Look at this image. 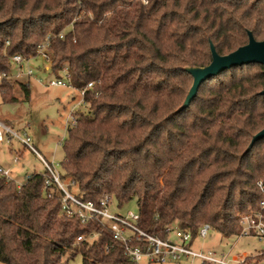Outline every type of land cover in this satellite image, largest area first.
<instances>
[{
    "label": "trees",
    "instance_id": "obj_1",
    "mask_svg": "<svg viewBox=\"0 0 264 264\" xmlns=\"http://www.w3.org/2000/svg\"><path fill=\"white\" fill-rule=\"evenodd\" d=\"M248 32L264 39V0H0V99L30 100L10 59L46 44L50 72L66 71L88 107L62 143L66 190L134 203L139 229L161 239L175 228L192 246L203 225L236 239L244 217L264 223V139L246 151L264 128V68L225 70L177 110L192 84L184 69L207 66L210 45L219 56L244 46ZM42 174L20 187L0 177L2 264H133L98 221L62 215L63 194ZM262 261L264 250L242 264Z\"/></svg>",
    "mask_w": 264,
    "mask_h": 264
},
{
    "label": "rangeland",
    "instance_id": "obj_2",
    "mask_svg": "<svg viewBox=\"0 0 264 264\" xmlns=\"http://www.w3.org/2000/svg\"><path fill=\"white\" fill-rule=\"evenodd\" d=\"M27 67L32 71V76H23L25 78L21 81L29 82L30 100L7 104L0 99V123L9 130V132L6 129L1 130L3 142L0 143V166L10 169L11 179L18 184H23L29 175L42 172L43 161L52 164L57 173L60 172V164L64 158L62 143L67 138L66 117L81 101L79 93L72 85L68 87L48 85L51 80L60 79L67 83V77L64 73L58 76L52 74L49 63L39 56L30 59L28 65L24 64L21 72L25 73ZM10 68L11 75H16L18 67L11 63ZM15 93L20 96L17 89ZM87 108L86 104H81L74 111L86 113ZM23 138H29L30 147L21 142L20 139ZM13 159L18 162L15 168H12ZM62 184L65 188L67 187V183L62 182ZM111 211L137 213L134 203ZM170 237L174 240L172 235ZM193 250L196 252L224 250L230 252V256L245 258L264 250V244L252 238L224 239L210 229L205 240L198 239L194 242ZM68 264H81L80 256L69 260ZM140 264H146V262L142 260ZM164 264L201 263L196 259L182 258L177 263L168 261ZM259 264H264V261Z\"/></svg>",
    "mask_w": 264,
    "mask_h": 264
},
{
    "label": "built area",
    "instance_id": "obj_3",
    "mask_svg": "<svg viewBox=\"0 0 264 264\" xmlns=\"http://www.w3.org/2000/svg\"><path fill=\"white\" fill-rule=\"evenodd\" d=\"M61 37V35H60ZM47 45H42L38 51L37 56L42 60L49 63V56L46 51ZM11 63L15 64L19 72L14 78H22L23 76H32V71L27 67L25 73L21 72L24 64L28 65L29 59L15 55L10 59ZM67 77V83L60 80H51L48 85L50 87H68L70 86L69 75L66 71H63ZM3 76H0V80ZM91 88V84L87 86V89ZM81 98L80 103L76 104V107L84 104V90L77 91ZM67 114L66 127L73 129L77 125V118L75 116V108ZM2 129H6L0 123V143L3 142ZM7 130V129H6ZM9 132V130H7ZM21 142L27 146L29 145V138L20 139ZM17 160L13 159L12 168L17 167ZM44 169L42 175L45 178L44 188H48L51 185H56L62 192L61 199V214L68 219L77 218L80 223L84 224L90 221H98L104 228H107L113 239L123 245L124 255L133 263L140 264L142 260L146 264H164L166 262L177 263L182 258L196 259L201 264H242L243 258L230 256V252L217 253L213 250L207 251H194L193 245L190 246V235L177 229L168 230L167 237L161 239L157 236L148 234L137 226L139 216L137 213L127 211L125 213L112 212L115 209L111 197L106 196L98 201L97 204L93 202H83L69 193L63 186L59 179V173L55 171L52 164H48L43 161ZM10 169H5L0 166V177H4L6 181L11 179ZM29 176L26 177L28 179ZM14 181V180H13ZM18 187L21 184L16 183ZM261 186L260 183H257ZM264 196V189L262 190ZM261 209H264V197L260 205ZM242 231L236 239L240 238H252L264 244V223L261 213H256L253 217L246 216L241 221ZM211 228L208 225H203L199 231L196 240H205L208 231ZM173 236L174 240L170 237ZM96 236L91 235L89 240L94 239ZM86 238L80 236L77 238V242L84 241Z\"/></svg>",
    "mask_w": 264,
    "mask_h": 264
},
{
    "label": "water",
    "instance_id": "obj_4",
    "mask_svg": "<svg viewBox=\"0 0 264 264\" xmlns=\"http://www.w3.org/2000/svg\"><path fill=\"white\" fill-rule=\"evenodd\" d=\"M247 35L248 42L244 46L237 48L225 56H219L214 47L210 45L211 61L207 66L188 67L184 69L192 77V84L177 112L188 107L203 82L220 75L225 70L250 64L261 65L264 68V39L262 41H256L250 32ZM260 94L264 95V90ZM261 139H264V128L252 136L246 151H249L253 144Z\"/></svg>",
    "mask_w": 264,
    "mask_h": 264
},
{
    "label": "crops",
    "instance_id": "obj_5",
    "mask_svg": "<svg viewBox=\"0 0 264 264\" xmlns=\"http://www.w3.org/2000/svg\"><path fill=\"white\" fill-rule=\"evenodd\" d=\"M18 72H19V69H18ZM12 76H15V75H12ZM3 166V165H2ZM4 167V166H3ZM217 253H221V252H228V251H224V250H220V251H215Z\"/></svg>",
    "mask_w": 264,
    "mask_h": 264
}]
</instances>
